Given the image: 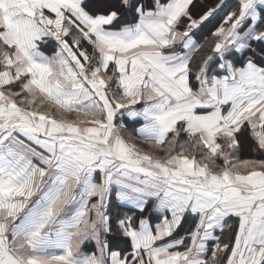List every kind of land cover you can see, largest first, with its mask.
I'll use <instances>...</instances> for the list:
<instances>
[{"label": "snow or ice", "instance_id": "6c2138e0", "mask_svg": "<svg viewBox=\"0 0 264 264\" xmlns=\"http://www.w3.org/2000/svg\"><path fill=\"white\" fill-rule=\"evenodd\" d=\"M0 264H264V0H0Z\"/></svg>", "mask_w": 264, "mask_h": 264}]
</instances>
